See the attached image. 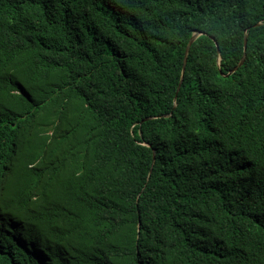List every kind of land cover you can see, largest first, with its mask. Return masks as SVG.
I'll use <instances>...</instances> for the list:
<instances>
[{"label": "trees", "instance_id": "16d2710c", "mask_svg": "<svg viewBox=\"0 0 264 264\" xmlns=\"http://www.w3.org/2000/svg\"><path fill=\"white\" fill-rule=\"evenodd\" d=\"M0 264H264V0H0Z\"/></svg>", "mask_w": 264, "mask_h": 264}, {"label": "water", "instance_id": "95a60500", "mask_svg": "<svg viewBox=\"0 0 264 264\" xmlns=\"http://www.w3.org/2000/svg\"><path fill=\"white\" fill-rule=\"evenodd\" d=\"M258 25H260V24H258ZM258 25H255V26H258ZM196 37H197V36H193V37L190 39V41H189V43H188V45H187V47H186L185 54H184V59H183L182 77H181V80H180V84L182 83V78H183V73H184V70H185L186 62H187V56H188V53H189L190 48H191V45H192L193 42L195 41ZM245 50H246V41H244V51H245ZM242 63H243V60L240 62V64H239L236 68H234L232 71L229 72L228 76L231 75L233 72H236V70H237L239 67H241ZM180 84H179V86H178V88H177L176 94L178 93V91H179V89H180Z\"/></svg>", "mask_w": 264, "mask_h": 264}, {"label": "bare ground", "instance_id": "6f19581e", "mask_svg": "<svg viewBox=\"0 0 264 264\" xmlns=\"http://www.w3.org/2000/svg\"><path fill=\"white\" fill-rule=\"evenodd\" d=\"M244 41H246V39H244ZM242 60L244 61V58H242ZM242 60H241V61H242ZM241 61H240V62H241ZM239 64H240V63H239ZM239 64H238V65H239ZM242 64H243V63H242ZM231 71H232V70H231ZM233 73H234V72H233ZM233 73H232V74H233ZM228 74H229V73H228ZM153 160H154V154H153Z\"/></svg>", "mask_w": 264, "mask_h": 264}]
</instances>
